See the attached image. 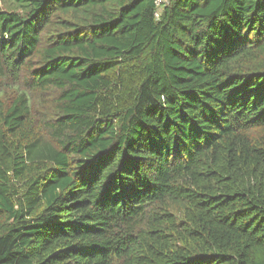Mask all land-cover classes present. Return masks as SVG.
<instances>
[{"label": "trees", "instance_id": "trees-1", "mask_svg": "<svg viewBox=\"0 0 264 264\" xmlns=\"http://www.w3.org/2000/svg\"><path fill=\"white\" fill-rule=\"evenodd\" d=\"M0 0V264H264V0Z\"/></svg>", "mask_w": 264, "mask_h": 264}, {"label": "built area", "instance_id": "built-area-1", "mask_svg": "<svg viewBox=\"0 0 264 264\" xmlns=\"http://www.w3.org/2000/svg\"><path fill=\"white\" fill-rule=\"evenodd\" d=\"M167 3L165 0H156L155 4L160 8L163 4Z\"/></svg>", "mask_w": 264, "mask_h": 264}, {"label": "rangeland", "instance_id": "rangeland-1", "mask_svg": "<svg viewBox=\"0 0 264 264\" xmlns=\"http://www.w3.org/2000/svg\"><path fill=\"white\" fill-rule=\"evenodd\" d=\"M166 2H168V0H165Z\"/></svg>", "mask_w": 264, "mask_h": 264}]
</instances>
